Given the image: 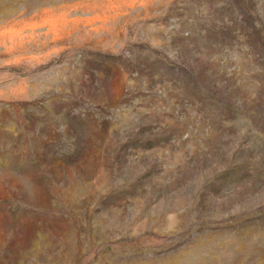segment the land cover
<instances>
[{
	"label": "rangeland",
	"instance_id": "rangeland-1",
	"mask_svg": "<svg viewBox=\"0 0 264 264\" xmlns=\"http://www.w3.org/2000/svg\"><path fill=\"white\" fill-rule=\"evenodd\" d=\"M0 264H264V0H0Z\"/></svg>",
	"mask_w": 264,
	"mask_h": 264
}]
</instances>
